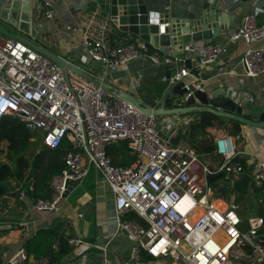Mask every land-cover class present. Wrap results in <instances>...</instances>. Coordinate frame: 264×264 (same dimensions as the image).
I'll return each mask as SVG.
<instances>
[{"label": "built area", "instance_id": "built-area-1", "mask_svg": "<svg viewBox=\"0 0 264 264\" xmlns=\"http://www.w3.org/2000/svg\"><path fill=\"white\" fill-rule=\"evenodd\" d=\"M47 16L53 18L52 14ZM254 20L247 17L244 26L225 44L187 48V52L198 56L200 66L215 64L228 54L230 43L250 45L264 40V25L257 26ZM169 26L160 24L159 34L166 35ZM109 31L106 21L96 37H87L82 43L86 57L101 63L108 72H117L140 57L155 66L179 62L148 53L144 43L125 41L111 46ZM241 64L247 77L263 75L264 49L247 50ZM189 75L190 70L183 66L171 83L183 82ZM190 86L184 85L188 92L184 101L191 96ZM232 100L244 108L252 97L235 93ZM184 116L145 113L79 73L64 71L20 41L0 46V122L12 117L35 137L41 133L45 147L56 150L67 140L73 150L66 157V170L51 180L52 197L38 200L36 210L57 212L71 182L81 183L95 169L114 194L113 238L125 234L133 242L127 264H143L145 254L154 260L169 258L175 264H264V216L250 217L244 230L240 205L236 206L229 192L236 180L248 174L237 161L243 154L238 147L241 136L226 135L216 140L215 156L221 158L222 165L212 169L190 145L174 144L183 129L194 122L189 115ZM120 143H126L137 155L129 167L114 165L108 155V148ZM256 159L248 186L251 193L264 189V156ZM219 175L222 178L215 181L221 183L218 187L210 179ZM132 213L144 224L127 219ZM17 225L0 223V234ZM19 226L31 232L30 225ZM113 238L99 246L103 264H115L106 254ZM68 244L92 247L81 238H71ZM26 260L22 248L9 264Z\"/></svg>", "mask_w": 264, "mask_h": 264}, {"label": "crops", "instance_id": "crops-1", "mask_svg": "<svg viewBox=\"0 0 264 264\" xmlns=\"http://www.w3.org/2000/svg\"><path fill=\"white\" fill-rule=\"evenodd\" d=\"M149 1L151 10L169 16L170 20L192 19L205 3H210L229 15V19L219 17L218 24L226 23L224 24L225 30H222L220 35L210 41L190 44L188 48L191 50L227 43L230 37L244 26L247 17H254V24L257 26L264 25V0ZM105 2L106 0H32L33 7L37 6L34 14L38 17L36 22L38 35L35 39L29 35L24 36L68 64L83 70L94 79L103 80L115 89L134 96L146 106L159 108L164 98L162 84H159L156 79L159 66L140 57L128 65L120 67L117 72H108L101 63L86 57L82 47L83 41L87 37H96L100 25L106 21L109 25V36L111 35L114 40H117L115 44L111 39L113 41L110 43L111 46L115 47L125 41L144 43L139 36L122 33L112 24L106 13V8L102 7ZM98 4H100L99 8ZM48 14H52L53 18L49 19ZM8 28L13 33L20 34L18 31ZM11 40L13 39H6L0 35V41L5 43L4 45ZM249 49H264V40L250 45L242 41L230 43L228 54L221 56L215 64L208 66H200L198 56L191 50V52L186 51L184 53L186 61H191V67L185 66L190 70V75L184 81L198 88L204 86V90L210 94H216L220 99H225L228 96L232 98V94L235 93L247 94L252 97V100L244 107V113L247 118L258 120L264 113V74L257 78H249L245 75L241 59ZM151 50V52L155 51ZM160 55H162V59L167 57L162 53ZM168 108H171V102L168 103ZM193 114L195 117L192 116ZM199 114L201 113L195 112L189 114V117L196 121ZM188 128L189 126L185 127L181 133H184ZM164 131L166 134V130ZM207 132L213 136L215 143L217 139L229 135L224 128L218 127H210ZM238 147L243 153L239 158L245 159L248 165L253 167L257 160L256 156H264V130L243 125ZM31 181H33V185L30 188V195L37 194L42 199L51 198L50 188L48 189L34 180ZM234 185L232 186L233 190ZM8 189L9 193H6L0 184V223L18 225L15 229L0 234V264H9L10 260L22 248L27 255V260L22 264H49V259H35L32 255L28 256L27 251L28 246L34 244L37 238L38 240L41 239L40 237L43 238L42 233L50 230H56L58 235H64L67 242L71 238H81L87 244L92 245V247L73 248L68 244L71 251L59 264H103L104 255L100 247L105 246L107 241L113 238L116 216L114 194L99 172L92 169L89 176L65 197L57 212L36 210L34 205L38 200L34 201L29 198L30 196L26 197L27 187L24 188L22 184L11 181L8 183ZM232 196H234V201H237L238 194L235 192ZM243 202L247 203L251 209L258 204L255 195L251 192L247 193ZM132 216L134 217L132 218ZM250 217L256 216L253 214ZM127 218L144 224L134 213ZM20 224L30 225L31 232L23 229L19 226ZM59 245V239H54L53 250L55 252L59 250ZM132 247L133 242L125 234H118L107 247L106 254L115 264H127L130 261ZM143 264L175 263L168 258L150 261L144 259Z\"/></svg>", "mask_w": 264, "mask_h": 264}, {"label": "water", "instance_id": "water-1", "mask_svg": "<svg viewBox=\"0 0 264 264\" xmlns=\"http://www.w3.org/2000/svg\"><path fill=\"white\" fill-rule=\"evenodd\" d=\"M102 7L106 8L109 20L122 33L139 36L148 50L154 49L169 58H176L179 61L176 65H161L157 67L156 79L159 84H162V90L164 91V98L159 108L146 106L134 96L115 89L103 80L94 79L83 70L68 64L24 36L29 35L32 39H35L38 35L36 30L38 17L34 14L37 6L33 7L32 0H0V35L6 39L24 43L56 63L64 71L71 69L79 73L83 77L102 85L106 90L118 95L120 98L132 103L145 113L154 114L155 116H172L209 112L221 118L237 121L251 128L264 130V113L261 114L258 120L247 118L244 108L238 106L232 98L228 96L225 99H220L216 94H210L204 90V86H200L197 89L195 85H191V96L184 101V96L188 93L184 89L186 82L171 83V78L175 76L179 68L183 66L191 67V61H186L184 54L188 46L192 43L210 41L220 35L221 31L225 30L224 24L226 23L221 22V24H218L220 21L219 17L229 19L228 14L223 13L210 3H205L194 18L187 20H170L169 16H164L151 10L149 0H106ZM162 23H170V26L166 29V35L159 34L160 24ZM8 27L18 31L20 34L13 33ZM169 102H171V108H168ZM35 149L36 142L31 141L29 145V154L31 156L34 155ZM221 178V175L212 177L210 182L213 183ZM251 181L252 172L250 171L235 183L234 190L238 194L236 206H239L246 199L248 186ZM32 185L33 181L27 184L26 197L30 196ZM78 185H80V182H71L65 197Z\"/></svg>", "mask_w": 264, "mask_h": 264}, {"label": "trees", "instance_id": "trees-1", "mask_svg": "<svg viewBox=\"0 0 264 264\" xmlns=\"http://www.w3.org/2000/svg\"><path fill=\"white\" fill-rule=\"evenodd\" d=\"M111 39L113 38L111 37L110 41H112ZM151 51L148 50L151 54H154V52L160 53L156 50L154 52ZM197 117L198 120L191 123L189 128L179 135L175 144L180 142L187 143L198 153L202 160L213 158V163H210V165L212 169H216L222 165V160L215 156L216 144L213 136L207 132V129L210 127L224 128L229 136H241L243 125L237 121L226 120L209 112L201 113ZM33 139H35L33 133L18 120L12 117H5L1 120L0 184L6 193H9L8 183L11 181L22 184L26 188L25 186L31 180H34L37 183L43 184L48 189L50 188L49 192L52 195L50 187L52 178L63 174L66 170V157L73 151L69 141L65 140L56 150L49 149L41 144L40 147H37L35 155L31 156L29 154V145ZM108 155L111 157L114 165L120 167H129L136 161V156L130 152L126 143L109 147ZM237 161L243 165L245 173L253 170V167L248 165L245 159L239 158ZM229 192L235 194L233 189ZM253 194L258 204L255 208H252V212L256 217H263L264 189H255ZM29 198L34 201L42 199L37 194H31ZM243 220V229H248L247 220L244 218ZM58 234L56 230L42 233L43 238L38 236L41 239L38 240L37 238L34 244L28 246V256L32 255L38 260L49 259V264H59L70 253L71 248L67 240H65L64 235ZM56 238L59 239L60 245L59 250L55 252L53 244ZM144 259L148 261L152 260L147 254L144 255Z\"/></svg>", "mask_w": 264, "mask_h": 264}, {"label": "rangeland", "instance_id": "rangeland-1", "mask_svg": "<svg viewBox=\"0 0 264 264\" xmlns=\"http://www.w3.org/2000/svg\"><path fill=\"white\" fill-rule=\"evenodd\" d=\"M192 116L195 117L194 114ZM35 141H36L37 147H40L41 146V134L40 133H37V136H36ZM133 155L136 156V159H137V155L136 154H133ZM206 161L209 162V163H213V158H206L205 159V162ZM214 185L219 187V186H221V183H215ZM231 198H232V200H234V196H232ZM252 211L253 210L251 208H249V206L247 205V203H245V202H241L240 203V207H239L238 213L245 220H248V218L253 215V212Z\"/></svg>", "mask_w": 264, "mask_h": 264}, {"label": "bare ground", "instance_id": "bare-ground-1", "mask_svg": "<svg viewBox=\"0 0 264 264\" xmlns=\"http://www.w3.org/2000/svg\"><path fill=\"white\" fill-rule=\"evenodd\" d=\"M1 45H4L2 41H0V46H1Z\"/></svg>", "mask_w": 264, "mask_h": 264}]
</instances>
